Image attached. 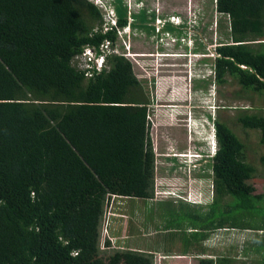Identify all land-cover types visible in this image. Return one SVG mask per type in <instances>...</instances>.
<instances>
[{
    "label": "trees",
    "instance_id": "16d2710c",
    "mask_svg": "<svg viewBox=\"0 0 264 264\" xmlns=\"http://www.w3.org/2000/svg\"><path fill=\"white\" fill-rule=\"evenodd\" d=\"M103 1L116 23L105 30L101 7L88 0H0V264H154L149 251L120 247L107 254L109 239L101 248L108 200H149L155 189L150 100L133 63L112 53L107 69L89 75L74 62L85 46L98 49L105 40L117 46L119 29H148L143 7L137 14L124 0ZM214 7L229 27L213 49L216 81L230 76L264 96V0H214ZM136 15L139 23L129 20ZM252 110L242 108L236 120L258 130L264 145V114ZM214 130L218 150L206 166L215 197L201 210L183 201L192 222L180 231L190 230L197 264H233L230 253L201 246L223 228L248 233H237L249 241L243 255L252 252L253 263L264 264L257 167L227 122L215 119ZM171 229L163 233L174 242Z\"/></svg>",
    "mask_w": 264,
    "mask_h": 264
},
{
    "label": "rangeland",
    "instance_id": "374dc122",
    "mask_svg": "<svg viewBox=\"0 0 264 264\" xmlns=\"http://www.w3.org/2000/svg\"><path fill=\"white\" fill-rule=\"evenodd\" d=\"M124 1L132 13L139 14L137 9L142 6L147 15L144 23L148 25V29L130 26L131 28L127 27L126 34L121 30L116 38V48L118 53L125 54L133 63L136 77L141 81L150 100L149 132L155 153V189L152 200H130L125 197H112L108 200L101 231V248L106 249L104 243L109 239L111 248L103 250L107 254L113 248H139L153 252L154 264H197L196 254L178 256L179 252H191L188 244L180 242V248L178 241L185 234L180 230L190 226L192 222V209L184 212L189 209V205L177 198L186 195L188 191L187 199L192 200L194 207L201 210L200 208L207 207L215 194L213 195L212 171L206 166L207 161L200 160L193 168L187 163H182L180 158L181 154L189 152L194 161L199 154L197 151L204 153L208 149L196 141L197 136L193 132L200 129L199 119L192 115V123L187 127L185 118L188 111H185L184 106L195 105L196 114L206 119L208 124L215 119L228 123L245 144L244 152L248 161L257 167V178L253 183L254 193L264 195V167L259 165V156L264 152V145L259 144V131L245 129L236 120L242 108L246 107H251L254 113L264 114V96L241 88L230 76H226V83H218L213 76L207 79L204 75L213 67V58H210L213 49L226 39L229 32L226 17L215 15L217 12L214 0H143V3L141 0ZM100 7L104 21L108 19V15L115 19L111 7ZM157 13L165 18L157 20ZM169 16L172 21L186 22L184 37L181 27H173V23L166 18ZM133 19L137 20V15L129 17V20ZM160 26L162 29H159ZM164 32L169 36L182 37V42L176 43L174 37H165L167 34L164 35ZM187 44L191 53L185 52ZM194 49L208 54L209 58L201 59L200 54L192 53ZM88 58L89 53L82 49L74 62L83 67L86 66ZM196 74L199 78H195ZM208 91L214 94L215 104L221 106L215 110V114L210 111L214 115L213 118L209 111L202 109L204 103L208 102ZM176 118L182 121L178 122ZM202 126L203 139H208V128L205 124ZM176 151L178 159L173 157ZM196 202L201 204H195ZM162 216L165 218L162 219ZM167 225H171L174 242L171 235L167 237L168 233H163ZM225 229L208 233V238L201 242L205 253H230L234 258L233 264H256L252 261H257L254 253L250 252L247 258L243 255V247L249 241L237 237V233L245 236L248 233L233 229L225 232ZM176 235L179 238L177 240ZM189 235L187 233V236Z\"/></svg>",
    "mask_w": 264,
    "mask_h": 264
},
{
    "label": "clouds",
    "instance_id": "9594fccd",
    "mask_svg": "<svg viewBox=\"0 0 264 264\" xmlns=\"http://www.w3.org/2000/svg\"><path fill=\"white\" fill-rule=\"evenodd\" d=\"M88 1L97 5V6H103L102 0H88ZM107 17H108V19L106 20V22L104 24V30L107 29L108 26H116V23L114 22L115 19L110 15H108ZM126 29H127V27H125L123 29H119V33L121 30H123L124 34H126ZM228 29H229V27H228ZM83 49L85 52L89 53V58L87 60L86 66H83V67L79 66V67L83 70H87L89 75H90V73H92V71L101 72L102 70L107 69L108 66L106 63V57L112 53H118L116 46L112 47L111 41H108V40L103 41L99 45L98 49L91 47V46H85V47H83ZM187 53H191V52L188 51ZM195 54H200L201 59L209 58L208 54H206L204 52H202V53L199 52V53H195ZM211 55H212V57H210V58L214 59V57H215L214 50H213V53ZM124 56H125V54H124ZM76 57H77V55L75 56L74 59H76ZM125 57H127V56H125ZM204 75L206 76L207 79H208V77L213 76L214 79L216 80L213 67L209 73L204 74ZM195 78H199L197 74L195 75ZM191 79H192V77H191ZM207 79H205V80H207ZM214 100H215L214 94L211 91H208V93L206 94V101H208V102L204 103L205 105L202 109H204L206 112L207 111H209V112L214 111V114H215V112H216L215 110L221 108V106L215 104ZM201 104H203V103H201ZM209 114L211 115L212 118L214 117V115L211 114V112ZM200 118L202 119L201 125L205 124L206 128H208L207 130H208L209 138L203 139L202 134H203L204 130L199 129V130H194L193 132L197 136L196 141L198 140V142H200V143L204 144L206 147H208L207 151L202 153V152L196 150L199 154L196 155V157H195L196 159L194 161H192V154H190L189 152L180 155L182 163H187L188 165H191L193 168H195V165L198 164V162L200 160H202L204 162L205 160L211 159V157H213L218 150V142H217V138H216V134H215V130H214V121L212 120L208 124L206 122V119L202 118V116ZM186 124H187V127L189 128L190 123H189L188 119H187ZM177 153L178 152L176 151V153L173 154V157L178 159ZM190 202L193 203L192 201H190ZM195 204H201V203L196 202ZM226 229L228 230L230 228H226Z\"/></svg>",
    "mask_w": 264,
    "mask_h": 264
},
{
    "label": "crops",
    "instance_id": "0c3cea01",
    "mask_svg": "<svg viewBox=\"0 0 264 264\" xmlns=\"http://www.w3.org/2000/svg\"><path fill=\"white\" fill-rule=\"evenodd\" d=\"M141 3H143V0H141ZM140 7H142V6H140ZM140 7H138V9L140 8ZM130 8V7H129ZM137 9V10H138ZM131 11V10H130ZM217 12V11H216ZM157 15H158V18H157V20H159L160 18H162V16H161V14H159V13H157ZM216 16L217 15H221L220 13H217V14H215ZM172 17H175V15H172ZM171 17V18H172ZM177 17H180V16H177ZM165 17H163L162 19H164ZM167 19H169L172 23H173V27H181V29H182V37H184V31L183 30H185V23L186 22H182L181 21V23H179V22H175V21H172L171 19H170V16L169 17H166ZM175 22V23H174ZM164 35L165 34H167L166 32H164L163 33ZM165 37H171V38H175V39H181L182 37H180V36H176V35H172V36H169L168 34H167V36L165 35ZM224 41H226V39L224 40ZM187 46H188V48H189V45L187 44ZM186 52V51H185ZM184 109H185V111L187 112L188 111V113H187V115H186V118H185V120H186V122H187V119L189 120V123H192V114H191V111H192V105H189V106H187V105H185L184 106ZM198 121H199V123L201 124L202 123V119L200 118V117H198ZM176 120L178 121V122H181L182 120L181 119H178V118H176ZM195 121H197V120H195ZM200 126V129L201 130H204V127L202 126V125H199ZM185 151V150H184ZM184 153H188V152H184ZM188 196H189V192L187 191V194L186 195H184V196H179L177 199H182L183 201H185V202H189V203H191L190 201H192V200H190V199H187L188 198ZM152 200V199H151ZM157 215H162L161 213H157ZM228 230L227 229H225V232H227ZM187 233H190V232H187ZM187 233L186 234H184V235H182V237L179 239V241H178V243H179V247L181 248L182 246L180 245V242H182V243H184L185 245L186 244H188V246L190 247V249H191V252H188L187 254H184L183 252H179V254H178V256H180V257H184V256H192V235H189V236H187ZM185 235L187 236V238H184L185 237ZM134 249V248H133ZM136 249H139V248H136ZM153 253V252H152Z\"/></svg>",
    "mask_w": 264,
    "mask_h": 264
}]
</instances>
